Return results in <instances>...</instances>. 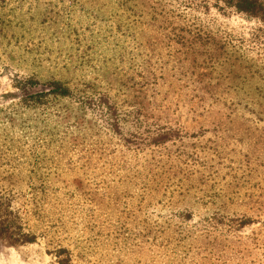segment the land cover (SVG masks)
<instances>
[{"label":"rangeland","instance_id":"obj_1","mask_svg":"<svg viewBox=\"0 0 264 264\" xmlns=\"http://www.w3.org/2000/svg\"><path fill=\"white\" fill-rule=\"evenodd\" d=\"M0 264H264L260 16L0 0Z\"/></svg>","mask_w":264,"mask_h":264},{"label":"trees","instance_id":"obj_2","mask_svg":"<svg viewBox=\"0 0 264 264\" xmlns=\"http://www.w3.org/2000/svg\"><path fill=\"white\" fill-rule=\"evenodd\" d=\"M227 7L234 9L238 13L247 14L252 17H259L264 22V4L260 0H220ZM53 90L51 94L58 96H67L68 89L64 88L60 83H53L51 85ZM20 240L24 243L31 242L29 237H20Z\"/></svg>","mask_w":264,"mask_h":264}]
</instances>
